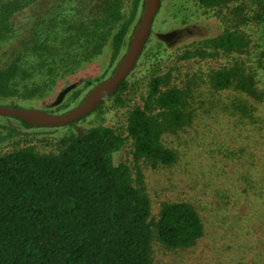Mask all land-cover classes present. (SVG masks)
Wrapping results in <instances>:
<instances>
[{
	"label": "trees",
	"instance_id": "16d2710c",
	"mask_svg": "<svg viewBox=\"0 0 264 264\" xmlns=\"http://www.w3.org/2000/svg\"><path fill=\"white\" fill-rule=\"evenodd\" d=\"M131 1L126 11V0H102L91 15L85 12L88 0H0L3 40L12 33L10 19L28 7L39 9L5 52L0 101L44 98L105 50L113 66L143 10L144 0ZM195 1L215 10L228 27L198 40L191 33L173 46L187 44L181 60L226 58L220 68L189 74L183 88L170 86V75L152 76L144 102L128 111L126 136L114 126L98 125L62 137L57 152L32 146L0 152V264H157L155 243L168 249L194 246L205 233L197 207L164 202L154 215L139 163L157 168L177 162L167 138L193 127L201 115L226 116L248 140L233 148L219 144L212 152L246 168L240 172L245 194L264 195V169L256 175L250 169L264 157V0H252V6L237 2L226 13L223 7L234 0ZM257 34L262 42L255 44ZM127 86L125 79L106 100L122 105ZM80 95L75 90L72 99ZM128 140L136 177L118 160Z\"/></svg>",
	"mask_w": 264,
	"mask_h": 264
},
{
	"label": "rangeland",
	"instance_id": "374dc122",
	"mask_svg": "<svg viewBox=\"0 0 264 264\" xmlns=\"http://www.w3.org/2000/svg\"><path fill=\"white\" fill-rule=\"evenodd\" d=\"M88 1L91 6L85 12L95 15L102 0ZM161 1L162 6L155 18L150 41L146 43L136 67L127 77L128 86L122 92V105L115 104L114 99L110 98L98 110L74 125L59 128L33 124L26 127L20 119L0 116V152L24 146H32L43 153L57 152V143L62 137L98 125L114 126L126 136L128 111L144 102L148 81L152 76L170 75L169 85L183 88L190 78L189 74L220 68L227 61L226 58L181 60V49L187 44L173 45L191 33L195 34V40L208 33L217 34L228 27L229 22L226 24L223 19L216 18L215 10L198 7L195 0ZM234 1L223 7L225 13L237 2L245 1L248 6H252V0ZM131 3V0H126V11L131 8ZM38 13V8L28 7L10 19L13 24L12 33L4 40L0 39V66L7 58L5 52L19 42L21 34H25L31 27ZM132 25L123 54L113 66L110 64V52L105 50L98 59L60 80L50 95L25 101L7 99L0 101V104L40 108L52 114H61L78 106L96 84L113 74L128 49L136 27ZM256 38L255 44L258 39L261 41L260 35L257 34ZM75 90H81V95L72 99ZM67 103L69 105L65 106ZM239 132L226 116L201 115L193 127L187 128L179 136L171 135L167 138V144L178 152L177 162L157 168L144 162L139 163L154 215L159 213L164 202L188 201L197 207L205 227L204 236L190 248L168 249L155 243L153 252L157 264H264V195L251 194L249 197L245 194L240 172L246 168L235 159L212 152L219 144L226 148L246 144L248 140L240 137ZM255 153L259 155L262 152ZM118 160L128 163L136 177L137 165L130 140L118 154ZM261 160L264 157L259 158L256 166L250 168L254 175L261 174L264 169Z\"/></svg>",
	"mask_w": 264,
	"mask_h": 264
},
{
	"label": "water",
	"instance_id": "95a60500",
	"mask_svg": "<svg viewBox=\"0 0 264 264\" xmlns=\"http://www.w3.org/2000/svg\"><path fill=\"white\" fill-rule=\"evenodd\" d=\"M161 0H144L143 11L133 31L128 49L113 74L96 84L84 100L71 110L52 114L40 108L16 107L0 104V116H8L40 127H62L73 124L94 112L136 67L149 39L155 18L161 9Z\"/></svg>",
	"mask_w": 264,
	"mask_h": 264
}]
</instances>
